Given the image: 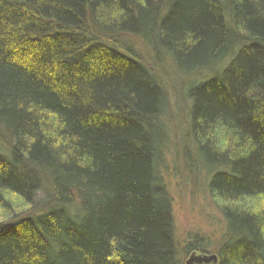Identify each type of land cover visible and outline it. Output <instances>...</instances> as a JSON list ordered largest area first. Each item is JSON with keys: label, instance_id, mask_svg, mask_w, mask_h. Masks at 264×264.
<instances>
[{"label": "trees", "instance_id": "trees-1", "mask_svg": "<svg viewBox=\"0 0 264 264\" xmlns=\"http://www.w3.org/2000/svg\"><path fill=\"white\" fill-rule=\"evenodd\" d=\"M139 45L212 73L187 135L225 221L215 254L264 264V0H0V264H178Z\"/></svg>", "mask_w": 264, "mask_h": 264}, {"label": "rangeland", "instance_id": "rangeland-1", "mask_svg": "<svg viewBox=\"0 0 264 264\" xmlns=\"http://www.w3.org/2000/svg\"><path fill=\"white\" fill-rule=\"evenodd\" d=\"M137 50L151 68L165 93L163 121L168 135L167 151L158 163V174L171 202L174 238L177 245L178 264H184L191 251L187 244L195 238L203 239L200 245L215 253L223 240L225 221L219 210V199L208 187L210 171L198 165L195 149L187 135L190 122L191 99L188 91L206 80L212 73L202 71L180 74L170 59L155 63L143 45ZM224 59L219 68L226 64ZM179 74H178V73ZM0 141V151H7ZM20 208L17 212H20ZM26 214V213H24ZM7 216L0 214V222Z\"/></svg>", "mask_w": 264, "mask_h": 264}, {"label": "water", "instance_id": "water-1", "mask_svg": "<svg viewBox=\"0 0 264 264\" xmlns=\"http://www.w3.org/2000/svg\"><path fill=\"white\" fill-rule=\"evenodd\" d=\"M184 264H219L215 253H201L192 250Z\"/></svg>", "mask_w": 264, "mask_h": 264}]
</instances>
